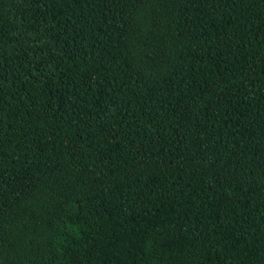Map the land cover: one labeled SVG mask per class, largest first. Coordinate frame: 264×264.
<instances>
[{"label":"trees","instance_id":"16d2710c","mask_svg":"<svg viewBox=\"0 0 264 264\" xmlns=\"http://www.w3.org/2000/svg\"><path fill=\"white\" fill-rule=\"evenodd\" d=\"M0 264H264V0H0Z\"/></svg>","mask_w":264,"mask_h":264}]
</instances>
